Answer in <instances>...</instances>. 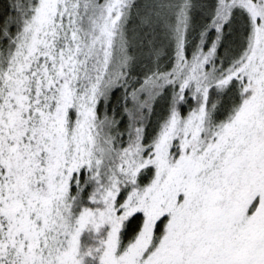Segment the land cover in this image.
<instances>
[{
	"label": "snow or ice",
	"instance_id": "snow-or-ice-1",
	"mask_svg": "<svg viewBox=\"0 0 264 264\" xmlns=\"http://www.w3.org/2000/svg\"><path fill=\"white\" fill-rule=\"evenodd\" d=\"M0 264H264V0H0Z\"/></svg>",
	"mask_w": 264,
	"mask_h": 264
}]
</instances>
